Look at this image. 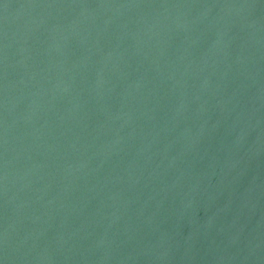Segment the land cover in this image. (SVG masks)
<instances>
[{
	"label": "water",
	"instance_id": "water-1",
	"mask_svg": "<svg viewBox=\"0 0 264 264\" xmlns=\"http://www.w3.org/2000/svg\"><path fill=\"white\" fill-rule=\"evenodd\" d=\"M0 264H264V0H0Z\"/></svg>",
	"mask_w": 264,
	"mask_h": 264
}]
</instances>
